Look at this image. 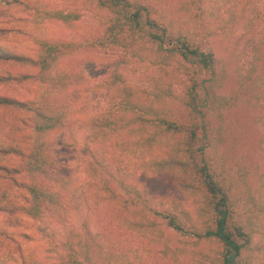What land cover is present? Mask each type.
Listing matches in <instances>:
<instances>
[{
  "label": "trees",
  "instance_id": "1",
  "mask_svg": "<svg viewBox=\"0 0 264 264\" xmlns=\"http://www.w3.org/2000/svg\"><path fill=\"white\" fill-rule=\"evenodd\" d=\"M59 1L0 0L36 56L0 45V86L34 91L0 94V211L51 241L33 259L0 229V264H264V0ZM94 9V42L50 34ZM97 51L139 63L137 83L93 85L71 56Z\"/></svg>",
  "mask_w": 264,
  "mask_h": 264
},
{
  "label": "rangeland",
  "instance_id": "2",
  "mask_svg": "<svg viewBox=\"0 0 264 264\" xmlns=\"http://www.w3.org/2000/svg\"><path fill=\"white\" fill-rule=\"evenodd\" d=\"M45 1L50 5L60 3L59 0ZM108 15L107 11L94 9L93 11L91 10L85 14V17L78 28L67 29L62 25L51 24L49 31L54 37L66 38L72 41H85V38H89V42H94L91 39H93V36H99L98 29L100 26V19H104ZM26 21L9 22L6 19L0 18V45L13 53L34 57V43L31 38L25 34L27 31H32V25ZM73 59L82 61L83 64L81 67L92 81L93 85L96 83L107 85V81L109 79L108 77L112 74V76H115L117 73H123L125 78L133 81L134 83H137L139 79V63L137 64L135 61L130 62L121 55H106L104 52H78L71 56V60ZM33 92L34 91L30 88V86H27L26 88L21 86H0V94H5L11 97H20L25 95L28 98H32ZM104 92H106L105 88L100 90V92H97L96 89L93 88L90 95L94 98H98L101 94L97 93L103 94ZM84 103L86 107L94 105L93 103L88 105L87 101ZM96 105L97 103H95V106ZM82 106L83 105H81V107ZM4 121L8 122L10 119L8 114L0 109V127L6 125ZM53 147L57 154L61 155L63 157L62 159L65 161H71V159L76 156L75 146L64 133L54 135ZM4 186L5 185L3 184L0 185L2 188H4ZM44 226L46 225L43 223H36L27 217L10 212L8 208L0 211V229H4L15 234L16 245H19L22 248L27 257L42 259L45 256H48L51 249V241L46 231H41V228ZM10 247L11 250L9 252L12 253L10 256H12V259H16L18 256L14 251V244H11ZM5 249L6 242L0 236V256L4 255ZM53 255L55 254H49V256ZM18 262H20V260H18Z\"/></svg>",
  "mask_w": 264,
  "mask_h": 264
}]
</instances>
